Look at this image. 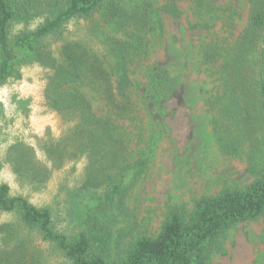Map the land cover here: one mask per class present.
<instances>
[{
  "label": "rangeland",
  "instance_id": "obj_1",
  "mask_svg": "<svg viewBox=\"0 0 264 264\" xmlns=\"http://www.w3.org/2000/svg\"><path fill=\"white\" fill-rule=\"evenodd\" d=\"M169 2L177 16L162 9ZM207 4L210 13L206 8L198 13L192 0H105L89 18L73 20L47 38L39 58L19 63L0 85V183L9 186L11 196L49 209L54 231L69 237L89 229L90 215L109 232L108 262L123 257L136 240L157 237L174 211L187 218L195 200L224 188L241 189L254 179L246 145L237 158L221 152L214 125L221 136L232 121L207 104L218 99L217 107L226 108L241 82L239 73L247 74L244 65L234 63L233 52L247 27L250 3ZM40 21L16 23L11 33ZM75 45L107 69L118 59L128 61L130 85L120 103L131 107L124 116L88 80L62 84L56 91L60 100L53 103L55 72L45 63L60 60L63 49ZM157 67L171 77L159 103L149 99ZM63 102L87 106L93 120L110 127L113 137L105 148L58 159L60 149L70 153L83 138L79 116L56 109ZM247 115L241 112V118ZM93 165H99L94 172ZM91 176L98 186L86 187ZM112 181L122 195L107 201ZM11 249L23 253L24 264H68L37 230L21 223L19 211L0 212V252ZM206 257L205 264H264L262 220L230 229L206 247Z\"/></svg>",
  "mask_w": 264,
  "mask_h": 264
},
{
  "label": "trees",
  "instance_id": "obj_2",
  "mask_svg": "<svg viewBox=\"0 0 264 264\" xmlns=\"http://www.w3.org/2000/svg\"><path fill=\"white\" fill-rule=\"evenodd\" d=\"M104 1L0 0V85L13 76L19 63L39 58V45L47 38L60 33L73 20L89 18ZM208 1L192 0L198 13L204 8L207 13L211 12L207 7ZM249 3L247 27L238 37L233 52L234 63L244 65L247 74L239 73L241 82L234 86L233 98L226 108L217 107L218 99L208 101L207 104L210 110L218 111L221 118L225 114L232 121L229 126L226 125L221 136L217 123L214 125V133L223 155L237 158L246 145L248 171L254 178L251 183L241 189L224 188L217 196L195 200L187 218L179 211H174L157 237L136 240L123 257L112 262H108L106 257L109 232L98 228L90 215L89 229L69 237L54 231L49 209L35 207L23 197L11 196L9 186L4 183H0V212L19 211L21 223L29 229L37 230L41 240L68 264H205L206 247L230 229L259 219L264 228V0H249ZM162 9L173 16L178 15L173 2ZM36 18L41 21L33 28L21 30L16 35L11 33L16 23ZM79 49V45L66 46L60 60L45 63L55 72L50 83L51 94L55 98L53 103L60 100L56 91L62 84L88 80L97 86L113 109L124 116L123 113L131 107L125 101L120 103L125 100L130 85L128 61L118 59L107 69L102 60L91 59L85 51ZM227 67L231 70L232 66L228 63ZM150 79L149 99L159 103L169 93L170 72L157 67ZM56 109L62 114L78 115L83 127L82 143L77 144L70 153L64 148L60 149L58 159L84 155L87 149L98 153L113 137L110 127L91 118L87 106L79 107L78 102H63ZM250 109L257 110L253 116L249 114ZM243 111L248 114L245 118H241ZM51 153L55 154V151ZM98 167L93 165L92 171ZM98 185L99 179L91 176L86 187ZM112 195H122L120 184L114 181L105 199L112 201ZM24 263L23 253L16 249L0 252V264Z\"/></svg>",
  "mask_w": 264,
  "mask_h": 264
}]
</instances>
